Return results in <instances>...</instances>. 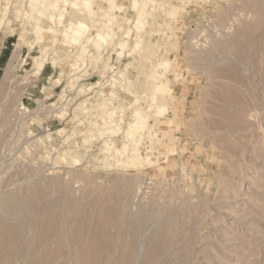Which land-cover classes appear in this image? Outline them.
<instances>
[{
    "label": "rangeland",
    "instance_id": "374dc122",
    "mask_svg": "<svg viewBox=\"0 0 264 264\" xmlns=\"http://www.w3.org/2000/svg\"><path fill=\"white\" fill-rule=\"evenodd\" d=\"M0 264H264V0H0Z\"/></svg>",
    "mask_w": 264,
    "mask_h": 264
},
{
    "label": "bare ground",
    "instance_id": "6f19581e",
    "mask_svg": "<svg viewBox=\"0 0 264 264\" xmlns=\"http://www.w3.org/2000/svg\"><path fill=\"white\" fill-rule=\"evenodd\" d=\"M39 3V0H32V4H34V5H37ZM44 14L45 15H47L48 16V14H47V12H45L44 11ZM75 14H77L76 12H75ZM12 61V60H11ZM12 64V63H11ZM11 68H12V66L11 65H8V67H7V71H6V75L8 76V74H9V72L11 71ZM7 76H6V78H7ZM162 89H168L167 87H165V86H161V87H159L158 88V90L160 91V90H162ZM137 113H138V115H140V111H137ZM138 124H139V121H136V122H134L132 125H131V132L134 134L135 132L137 133V131H136V129L135 128H137V127H139L138 126ZM135 129V130H134ZM130 132V133H131ZM133 134H130L131 136L133 135ZM136 137H138L137 135H136ZM139 138V137H138ZM133 141H131V144H130V150L129 151H133V150H135V151H137L136 150V148L135 147H133L134 145H133Z\"/></svg>",
    "mask_w": 264,
    "mask_h": 264
}]
</instances>
